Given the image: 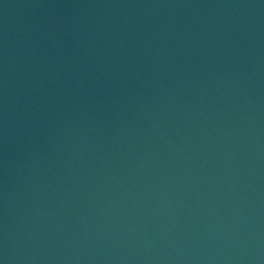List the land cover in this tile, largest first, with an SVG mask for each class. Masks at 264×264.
I'll use <instances>...</instances> for the list:
<instances>
[{"label":"water","instance_id":"95a60500","mask_svg":"<svg viewBox=\"0 0 264 264\" xmlns=\"http://www.w3.org/2000/svg\"><path fill=\"white\" fill-rule=\"evenodd\" d=\"M0 264H264V0H0Z\"/></svg>","mask_w":264,"mask_h":264}]
</instances>
